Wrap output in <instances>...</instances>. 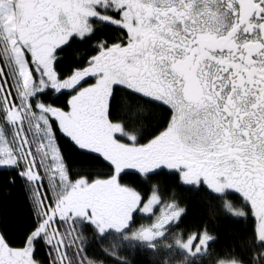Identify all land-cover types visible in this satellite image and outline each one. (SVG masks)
I'll return each instance as SVG.
<instances>
[{"label":"snow or ice","instance_id":"1","mask_svg":"<svg viewBox=\"0 0 264 264\" xmlns=\"http://www.w3.org/2000/svg\"><path fill=\"white\" fill-rule=\"evenodd\" d=\"M0 171L29 206L0 264H87L113 180L144 189L133 220L161 179L223 175L264 204V0H0Z\"/></svg>","mask_w":264,"mask_h":264},{"label":"trees","instance_id":"2","mask_svg":"<svg viewBox=\"0 0 264 264\" xmlns=\"http://www.w3.org/2000/svg\"><path fill=\"white\" fill-rule=\"evenodd\" d=\"M91 170L106 171L99 166H92ZM9 174L0 171V183H5ZM123 184L141 198L144 189L128 181ZM153 191L161 205L182 210L178 221L168 224L162 237L146 244L133 241L130 236L139 228L150 226L152 216L139 214L135 220L131 216L127 231L113 232L108 236L104 251L91 246L86 249L92 257L87 264H216L219 261L256 264L257 252L264 255V248L257 247L256 219L239 192L240 198L229 195V191L220 195L207 190L193 194L183 189L180 181L166 182L163 179L151 182L149 196ZM232 210L241 215H234ZM28 216L29 206L22 192L16 190L11 198L0 196V228L15 231ZM189 237H195L193 255L175 247L177 241ZM88 240H94L91 233Z\"/></svg>","mask_w":264,"mask_h":264},{"label":"rangeland","instance_id":"3","mask_svg":"<svg viewBox=\"0 0 264 264\" xmlns=\"http://www.w3.org/2000/svg\"><path fill=\"white\" fill-rule=\"evenodd\" d=\"M140 159L145 161L143 165L145 169L153 166L147 163V156H142V154L137 153L135 150H125L116 155V161L122 167H139L140 165L135 162ZM203 175V173H199L198 171L189 170L183 179L185 183H193L196 180L203 178ZM206 182L209 184V188L213 193L220 195L226 191L235 190L244 197L249 206L252 205L250 208L257 223L256 237L258 241H264V204L259 200L254 201L250 199V193H248L245 188L238 187L235 183L228 181L223 175H210ZM96 199L101 202L104 208L103 219L100 220L102 228L104 230L111 229L113 232L117 233L122 232L127 228L132 212L140 205V196L137 192L125 186H117L114 180L103 183L99 186V190L96 193ZM181 213L182 210L176 206L161 205L157 193L153 191L140 211L141 215L152 216L153 222L150 226L139 228L130 236V239L146 244L152 243L163 236L165 227L168 224L176 223L178 221ZM232 213L236 216L241 215V213L236 210H232ZM204 239L205 238H201V240ZM194 240L195 237H189L186 240L177 241L175 247L193 255L195 249ZM198 249L199 246L197 250ZM216 264L238 263L233 261H219Z\"/></svg>","mask_w":264,"mask_h":264}]
</instances>
